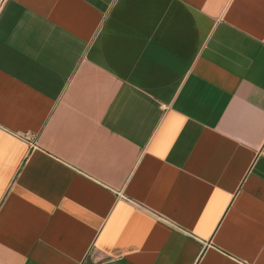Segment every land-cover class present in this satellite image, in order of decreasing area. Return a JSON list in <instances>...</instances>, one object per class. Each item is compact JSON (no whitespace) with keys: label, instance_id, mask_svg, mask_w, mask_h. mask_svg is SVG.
I'll list each match as a JSON object with an SVG mask.
<instances>
[{"label":"crops","instance_id":"obj_1","mask_svg":"<svg viewBox=\"0 0 264 264\" xmlns=\"http://www.w3.org/2000/svg\"><path fill=\"white\" fill-rule=\"evenodd\" d=\"M0 264H264V0H0Z\"/></svg>","mask_w":264,"mask_h":264}]
</instances>
